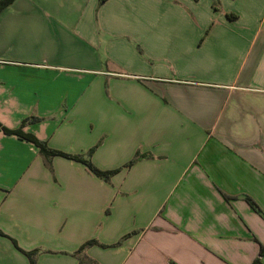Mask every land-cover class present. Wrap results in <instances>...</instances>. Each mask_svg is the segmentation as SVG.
<instances>
[{
  "label": "crops",
  "instance_id": "crops-1",
  "mask_svg": "<svg viewBox=\"0 0 264 264\" xmlns=\"http://www.w3.org/2000/svg\"><path fill=\"white\" fill-rule=\"evenodd\" d=\"M0 124L120 169L0 128V264H264V0H11Z\"/></svg>",
  "mask_w": 264,
  "mask_h": 264
},
{
  "label": "trees",
  "instance_id": "trees-1",
  "mask_svg": "<svg viewBox=\"0 0 264 264\" xmlns=\"http://www.w3.org/2000/svg\"><path fill=\"white\" fill-rule=\"evenodd\" d=\"M10 1L11 0H1L0 1V8L7 5ZM0 128L6 134H15L18 137L33 143L34 145L39 147L40 152L44 155H48V156L59 155V156H62V157H65V158H68V159H71V160H74V161H77V162L84 164L95 176L102 178L104 181L108 182L109 179L112 177V175H114L115 173H117L120 170V169H114V170H108V171L100 170V169L96 168L95 166H93L88 159H86L82 156H75V155H71V154H67V153L57 152V151H54L52 149L47 148L42 142H40L39 140H37L34 136H32L30 134L23 133L20 130L7 129L4 126H2L1 124H0ZM137 157H139V156H135L130 162L125 164L124 167L131 166L136 161ZM246 200L256 212L262 214L259 207L257 206V204L251 198L246 197ZM90 243L91 242H87L83 247L88 246ZM262 247L263 246H261V248ZM27 255H28V257H30L31 264H34L33 256L30 253H27ZM252 264H260V263L256 259L253 261Z\"/></svg>",
  "mask_w": 264,
  "mask_h": 264
},
{
  "label": "rangeland",
  "instance_id": "rangeland-1",
  "mask_svg": "<svg viewBox=\"0 0 264 264\" xmlns=\"http://www.w3.org/2000/svg\"><path fill=\"white\" fill-rule=\"evenodd\" d=\"M201 1H205V2H206L207 0H201ZM203 5H204V4H203ZM205 5H206V4H205Z\"/></svg>",
  "mask_w": 264,
  "mask_h": 264
}]
</instances>
